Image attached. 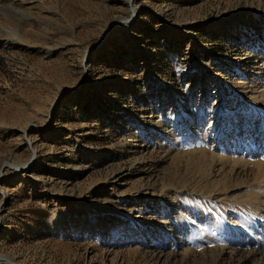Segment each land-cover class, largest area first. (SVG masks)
<instances>
[{"label":"rangeland","instance_id":"obj_1","mask_svg":"<svg viewBox=\"0 0 264 264\" xmlns=\"http://www.w3.org/2000/svg\"><path fill=\"white\" fill-rule=\"evenodd\" d=\"M134 7L132 17L128 0H0V264H236L227 253L264 252L260 156L210 140L230 100L240 108L228 138L254 134L264 0ZM257 191L262 204L246 212L242 194ZM169 220L173 232L147 231Z\"/></svg>","mask_w":264,"mask_h":264},{"label":"bare ground","instance_id":"obj_2","mask_svg":"<svg viewBox=\"0 0 264 264\" xmlns=\"http://www.w3.org/2000/svg\"><path fill=\"white\" fill-rule=\"evenodd\" d=\"M128 5L131 9V12H132V17L134 16L135 14V7H134V0H128ZM132 17L130 18H127V19H115L114 21H112L108 26L107 28L105 29L104 33H103V38L106 36V34L108 33V31L114 27H116V25L119 23H122L124 25V27H128L132 24L133 20H132ZM226 17H222V18H217L215 19L214 21H216V23H219V26L221 27L224 20H225ZM224 19V20H223ZM241 20V19H240ZM243 22V21H242ZM121 25V24H120ZM263 28L261 30H257V29H253L254 31L256 32H259V35L263 34V36H259V38H257L256 40H252V43H257L258 44V47H260L259 49L264 53V24L262 26ZM260 28V27H259ZM222 29V27H221ZM254 35L256 34H252V38H254ZM248 37V35H247ZM246 37V38H247ZM256 38V37H255ZM248 40V39H247ZM258 93V96L260 98H262L260 101L254 103V106H251L250 109H248V114H247V127L249 128L248 126V123H249V120L251 119V117H257L259 118L258 121L254 124V134L252 132H248L246 134V141L244 142L242 139H238L235 138V140H232V137L234 136V133L232 132L231 133V139L228 138L229 136V133H228V129H229V125H232V122H233V113H236L235 110H239L240 107H238L239 105V100H237L236 102H232L231 100L228 101V102H225L223 101V103H219V107L223 105L225 106H228V104H234V109L230 110V112H227L226 113V117L229 116L228 119L225 120V122L223 123L222 122V118L219 119L218 123H217V132L214 134V135H210V140L215 144L219 143V142H226V146L223 148L224 152H228L229 154H233V153H236L238 151H248L250 154H257L258 156H260V159L258 158V161L254 162L256 163L257 165H264V163H262L261 161H264V152H261V144L264 142V91L263 90H260L259 92H256ZM219 109L217 110H210L208 113L210 114V118H218L219 116H223L221 114H217ZM195 112V111H194ZM177 112H173V114L171 115V121L169 122L170 126L172 127H175L178 129L180 128V124H183L181 121H178V117H177ZM186 118H188L189 120H193V116H190V114L188 113H184L183 112V120H185ZM246 118L243 119L244 122L246 121ZM180 119V118H179ZM199 119V118H198ZM232 119V120H231ZM241 120V121H243ZM179 122V123H178ZM184 122V125L186 126L188 122L186 121H183ZM246 123V122H245ZM245 123L243 125V127L239 128L240 130L243 129L246 130L247 127L245 126ZM242 124V123H241ZM240 124V125H241ZM175 129V128H174ZM242 131V132H243ZM213 134V133H212ZM254 137H256L257 139L254 140ZM209 139V138H206V140ZM256 143V147L258 149V151H256L253 147V145H255ZM222 145V144H221ZM221 145H219V149H221ZM31 158V157H30ZM30 162V161H29ZM28 164L25 163L24 165H21L22 168H24L26 165ZM17 168V166H15ZM20 167V166H19ZM259 167V166H258ZM262 168V167H261ZM259 169V168H258ZM24 170V169H23ZM259 171V170H258ZM260 173V172H259ZM262 174H264L262 172ZM260 175V174H259ZM262 177V175H260ZM259 176V177H260ZM246 183V182H245ZM244 184V183H243ZM263 186H264V183H263ZM226 189V188H225ZM202 194V193H201ZM208 195V194H206ZM250 195V196H249ZM264 195V194H263ZM242 196L246 197V202L244 204H242L241 206H244L243 208H250L249 206H251V208H253L254 210H258L260 205H257L256 202L259 200V196H260V192H255L254 194H250L249 192H245L242 194ZM239 198V197H238ZM262 198V197H261ZM264 198V197H263ZM216 201V200H215ZM262 202V201H261ZM256 204V205H255ZM228 206V205H227ZM214 207V206H212ZM233 207V206H232ZM240 207V206H239ZM215 208V207H214ZM235 208V207H233ZM216 209V208H215ZM214 210V209H213ZM237 210V209H235ZM244 210V209H243ZM218 211V210H217ZM242 211V210H241ZM111 212V211H109ZM199 212V211H198ZM247 212V210H246ZM244 212V213H246ZM232 213V212H230ZM239 213V212H238ZM250 214V213H249ZM245 215V214H244ZM251 215V214H250ZM113 216V215H112ZM122 216V217H121ZM200 216V215H199ZM248 216V215H247ZM253 216V215H252ZM115 217V216H114ZM130 215H127V214H124V213H120V216H118L117 218H129ZM211 217V216H210ZM227 218V217H226ZM249 218V217H248ZM254 218V217H253ZM256 218V217H255ZM139 219V218H138ZM228 219V218H227ZM240 219V218H239ZM252 219V217H251ZM259 219V218H258ZM118 220H121V219H118ZM140 220V219H139ZM220 220V219H219ZM261 220V219H260ZM206 221V220H205ZM214 221V220H213ZM213 221H210L211 223V226L209 227H212V228H215V223ZM247 221V220H246ZM253 221V220H252ZM251 221V222H252ZM126 222V221H125ZM236 222V221H235ZM207 223V222H206ZM233 223V222H231ZM230 222L228 221H225V224L226 226L228 227V230H231V231H237L239 229V226L240 225H237V224H231ZM174 224H176V222L172 221V220H169V221H166V222H160V223H151V222H147L146 223V228H147V231H149L151 228H156V230L159 231L160 235L163 234L164 232H173L174 231ZM242 224H245L244 222H242ZM241 224V225H242ZM154 225V226H153ZM160 225V226H158ZM204 225V224H203ZM144 227V225H141L139 227V229H142ZM248 229V228H247ZM246 229V230H247ZM251 229V228H250ZM152 230V229H151ZM245 230V231H246ZM249 230V229H248ZM144 233V232H143ZM148 234V233H147ZM172 236V235H171ZM144 237V235L142 236V238ZM253 238V237H252ZM256 239V237H255ZM264 239V238H262ZM260 243H264V240H260L259 241ZM142 244L146 247V249H148V254L150 257H152V259L162 263L164 262L163 260H161V257H164L166 255L162 254V253H158L156 254V251H160L159 249H161V247L156 244L155 242L152 241V239L150 238V236H145L143 239H142ZM244 245V244H243ZM256 247V246H255ZM261 247V246H260ZM247 248V246H246ZM248 249V248H247ZM218 252V254H223L222 252H225L224 250H217L216 253ZM227 252V251H226ZM228 256V259L231 261V262H235L236 264H244L246 262H250V263H254V264H264V252L263 250H260L258 249L257 247L256 248H249L248 251H234V252H230V253H227ZM167 257V256H166ZM169 257V256H168ZM166 261V260H165ZM157 263V262H156ZM163 264V263H162Z\"/></svg>","mask_w":264,"mask_h":264}]
</instances>
